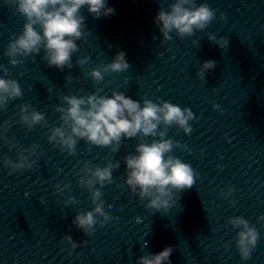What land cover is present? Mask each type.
Returning a JSON list of instances; mask_svg holds the SVG:
<instances>
[{
  "label": "water",
  "instance_id": "1",
  "mask_svg": "<svg viewBox=\"0 0 264 264\" xmlns=\"http://www.w3.org/2000/svg\"><path fill=\"white\" fill-rule=\"evenodd\" d=\"M174 2L109 0L116 15L102 19L82 9L91 35L86 42L77 41L80 51L73 55L74 67L61 72L43 61V51L20 57L18 66L10 63L6 50L22 34L26 20L0 0V78L15 79L23 93L0 110V264H137L140 257L168 246L174 249L171 264H264V221L258 219L264 216V0H196L198 6L216 10V19L192 37L180 39L173 32V39L162 44L163 35L153 20L159 9L169 11ZM221 14L227 22L219 19ZM210 33L217 39L227 37L228 48L212 44L207 39ZM197 39L199 49L193 44ZM119 51L126 53L131 65L127 72L105 74L100 83L88 75L110 64ZM87 57L90 62L81 68L77 60ZM206 60L217 65L204 82L198 71ZM3 68L10 77H4ZM69 76L73 83H68ZM114 91L141 106L148 99L189 108L196 118L189 121L191 134L173 125L165 137L187 146L188 150L175 148L172 155L199 173L195 185L180 193L167 215L146 208L148 201L141 202L126 184L122 158L135 153L139 137L124 139L118 153L111 146L81 140L76 155L48 141L51 129L60 126L56 108L67 107L64 96L111 97ZM24 104L45 115L47 126L29 131L19 123ZM216 104L222 111L214 108ZM6 122L12 126L5 133ZM163 130L161 125L158 131ZM11 143L20 151L39 146L38 158L33 157L35 169L9 175L4 157L19 159ZM82 161L99 167L109 161L121 163L113 171L114 183L96 185L104 194L105 212L119 220L103 228L96 225L93 235L72 224L80 212L94 208L91 193L79 184ZM58 184H70L71 196L79 203L65 206L69 193L58 194ZM230 188L232 195L223 198ZM231 217H243L260 234L248 261L241 259L236 247L237 230L227 223ZM67 235L80 245L71 256Z\"/></svg>",
  "mask_w": 264,
  "mask_h": 264
},
{
  "label": "clouds",
  "instance_id": "2",
  "mask_svg": "<svg viewBox=\"0 0 264 264\" xmlns=\"http://www.w3.org/2000/svg\"><path fill=\"white\" fill-rule=\"evenodd\" d=\"M5 5L14 7L16 12L26 20L22 34L16 36L9 43L6 55L10 63L15 67L22 63L20 57L28 58L40 55L43 51V61L49 67H54L61 72L65 68L71 69L73 55L80 51L77 41H87L90 32L86 31V17L82 15V9L87 8L89 14L96 19L110 18L116 15L114 7L109 6V0H4ZM170 10L159 9L153 20L156 28L163 35L162 44L171 41L175 32L180 39L192 37L197 31H204L213 20L216 19V10L207 4L197 5L196 0H175L170 4ZM221 21L227 22V16L221 14ZM154 39H158L154 35ZM207 39L221 49H227L229 39L221 36L219 39L214 34H208ZM196 48H201L200 40H194ZM111 47V46H110ZM90 62V57L77 60L82 68ZM217 62L206 60L198 71V76L206 82L207 74L214 70ZM2 67V66H0ZM131 65L126 59V53L119 51L110 64L98 67L88 75L97 83L104 80L105 74L124 73ZM4 77H10L7 68H3ZM68 83H73L71 76L66 78ZM23 93L19 83L15 79L0 78V110H6L8 101L22 98ZM67 107L59 106L56 111L61 114L60 126L51 129L48 136L49 143L55 144L62 152L76 155L77 144L84 140L89 145L98 147H110L113 153H118L124 139L131 140L139 137V143L134 154L123 157L126 165V184L133 195L138 196L141 202L148 203L146 208L154 213L163 215L175 207L180 199V193L185 189H191L199 173L195 172L190 164L172 155L175 148L188 150L186 145L165 139L167 131L173 125H178L185 134H191L193 129L189 121L195 118L189 108L181 107L169 102L160 101L153 103L148 99L143 100V106L139 101L127 97L124 93L112 92L111 97L92 94L87 97L64 96ZM218 111H222L220 105H214ZM19 123L32 131L36 125L47 126L45 115L31 109L30 104L21 106ZM163 125L164 130L158 131ZM11 122H6L3 131L10 130ZM159 139H155L156 137ZM154 138L149 144L147 138ZM7 142V137H4ZM114 145V146H113ZM38 145L20 151V146L10 144V148H16L19 159L13 161L4 157L3 163L9 169V175L36 168L38 158ZM84 167L80 169L79 184L91 193V201L94 205L92 211L80 212L72 224L87 235H93L96 225L101 228L119 217H113L105 212L103 193L96 188L100 185L114 183L113 171L121 167L120 162L109 161L106 167L92 165L89 161H82ZM56 192L68 197L64 200L65 206L76 205L79 201L71 196V185H56ZM234 189L223 192V198L232 195ZM26 196L29 194L26 193ZM233 205L235 201H229ZM111 208V205H108ZM123 210V209H121ZM99 217V219H98ZM264 221V216L258 218ZM137 222H140L139 220ZM237 230L236 247L241 259L248 261L257 247L260 234L256 227L250 225L243 217H231L227 221ZM70 246L68 254L71 256L80 245L73 240L71 235L64 238ZM87 246V241L84 242ZM147 242H145V247ZM227 248L228 245H225ZM173 247H165L157 254H147L140 257L137 264H171L170 257Z\"/></svg>",
  "mask_w": 264,
  "mask_h": 264
}]
</instances>
